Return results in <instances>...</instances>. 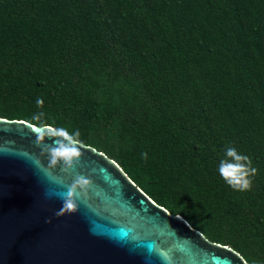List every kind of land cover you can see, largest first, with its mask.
I'll return each mask as SVG.
<instances>
[{"label":"trees","instance_id":"16d2710c","mask_svg":"<svg viewBox=\"0 0 264 264\" xmlns=\"http://www.w3.org/2000/svg\"><path fill=\"white\" fill-rule=\"evenodd\" d=\"M40 111L264 264V0H0V117ZM227 147L252 159L251 190L219 175Z\"/></svg>","mask_w":264,"mask_h":264},{"label":"water","instance_id":"95a60500","mask_svg":"<svg viewBox=\"0 0 264 264\" xmlns=\"http://www.w3.org/2000/svg\"><path fill=\"white\" fill-rule=\"evenodd\" d=\"M33 129L0 117V264H248L156 204L91 146L81 143L68 173L48 168ZM77 174L91 183L78 190L76 211L56 215L62 201L46 192H66Z\"/></svg>","mask_w":264,"mask_h":264},{"label":"clouds","instance_id":"9594fccd","mask_svg":"<svg viewBox=\"0 0 264 264\" xmlns=\"http://www.w3.org/2000/svg\"><path fill=\"white\" fill-rule=\"evenodd\" d=\"M36 105L38 108L42 107L43 99L37 98ZM44 117L45 113L43 111L37 112L31 117V120L34 122V143L40 149V155L47 160L46 166L48 168L59 166L63 171L68 173L79 163L82 155L80 150L81 133L79 129L70 132L64 127L49 125L44 120ZM46 139L50 140L51 143H47ZM141 156L147 159V153H141ZM224 157L220 160L217 171L225 183L236 191L251 190L253 178L258 171L253 166L252 159L248 155L238 152L235 147H227ZM90 183L89 177L77 174L72 183L67 186L66 192H46L49 198L55 195L62 201V206L56 215L76 211L78 207V190L88 187Z\"/></svg>","mask_w":264,"mask_h":264}]
</instances>
